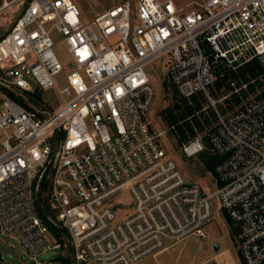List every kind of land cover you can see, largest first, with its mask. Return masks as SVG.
I'll list each match as a JSON object with an SVG mask.
<instances>
[{
	"label": "built area",
	"instance_id": "2783aa9c",
	"mask_svg": "<svg viewBox=\"0 0 264 264\" xmlns=\"http://www.w3.org/2000/svg\"><path fill=\"white\" fill-rule=\"evenodd\" d=\"M15 1L0 39V234L31 260L60 248L68 264H137L205 238L221 214L238 227L242 263L264 264V94L222 112L208 93L253 59L264 75V0H114L90 18L74 0ZM161 56L182 97L200 92L214 107L207 185L185 178L151 125L147 69ZM198 136L186 157L205 149Z\"/></svg>",
	"mask_w": 264,
	"mask_h": 264
},
{
	"label": "rangeland",
	"instance_id": "374dc122",
	"mask_svg": "<svg viewBox=\"0 0 264 264\" xmlns=\"http://www.w3.org/2000/svg\"><path fill=\"white\" fill-rule=\"evenodd\" d=\"M79 6L86 18L97 14L104 8L114 3V0H74ZM191 0H177L179 5L185 6ZM19 3L15 0H0V34L5 33L12 25L15 17L20 12ZM56 55L60 61H66L69 55L62 50L60 45L55 47ZM167 56H161L156 59L151 66L148 67L147 73L151 78V82L155 89V98L151 109V125L157 130H166L163 137L164 147L168 153L176 161L180 171L189 181H195L202 185H207L208 180L212 178V172L206 170L200 163L198 155L186 157L182 152V148L177 144L175 137L172 135L169 126L164 122L159 111L172 102L171 92L164 90L162 83L167 76ZM59 86L65 84L64 72L56 77ZM261 91L258 90L254 94H250L243 99L242 103H246L249 99L257 95ZM215 87H211L208 91L209 95L218 100L216 108L221 111L220 107H224L225 99L223 95L230 97L231 91L213 96ZM48 108H56L60 105L61 100L57 92L53 88L44 89L40 96ZM206 98V96H205ZM241 103V104H242ZM27 106H36L41 103H26ZM205 105L207 109L214 110L209 106L206 99ZM238 106L226 109L224 112H230ZM199 134L201 138L206 132ZM2 136H0L1 142ZM2 151L0 145V152ZM214 184V183H213ZM124 200H129L127 192L123 194ZM205 231L207 237L200 238L197 235H188L182 240L174 243L166 252H162L166 257L171 258L172 264H243L238 253V235H234L229 224L223 215H218L215 220L206 225ZM214 243L218 244V248L214 247ZM167 249V248H166ZM67 253L60 248H50L39 253L35 260H31L29 256L22 250L17 238L13 235L0 234V264H61V260ZM143 262L140 261L139 263ZM145 262V261H144ZM138 263V264H139Z\"/></svg>",
	"mask_w": 264,
	"mask_h": 264
},
{
	"label": "trees",
	"instance_id": "16d2710c",
	"mask_svg": "<svg viewBox=\"0 0 264 264\" xmlns=\"http://www.w3.org/2000/svg\"><path fill=\"white\" fill-rule=\"evenodd\" d=\"M5 33L0 34V39ZM242 84H245L243 87ZM162 86L164 90L171 92L172 102L163 107L159 114L164 122L171 129L172 135L175 137L177 144L182 147L184 143L189 142L196 138L197 135L204 132L206 128L208 131L212 128L216 115L214 110H208L206 98L202 93L193 94L189 99L182 97L177 88L168 80L167 76L164 78ZM215 92H212L213 96H217V91L220 94L223 92L231 91L230 97L225 98L224 107H220L224 112L227 108L231 109L234 106L243 105V99L247 98L250 94L261 91L255 95L264 94V75L258 65V62L253 59L248 62L238 64L228 73L219 77L215 83ZM237 88V91L235 89ZM40 95H36L38 98ZM18 101L27 106L26 102L17 98ZM242 103V104H241ZM208 131L201 137L205 149L200 151L197 155L200 163L204 168L210 172H214V166L219 161V158L211 153L208 149ZM44 207L47 209V200L43 198L41 200ZM234 235H238V227L230 220L227 219ZM54 234L58 237L59 234L55 229H52ZM61 264H68L67 258L61 260Z\"/></svg>",
	"mask_w": 264,
	"mask_h": 264
},
{
	"label": "crops",
	"instance_id": "0c3cea01",
	"mask_svg": "<svg viewBox=\"0 0 264 264\" xmlns=\"http://www.w3.org/2000/svg\"><path fill=\"white\" fill-rule=\"evenodd\" d=\"M206 237H207V234L205 231V238ZM205 238H202V239H205ZM171 246L168 247L167 249L160 251L154 257H148V258L144 259L143 262H141L139 264H172L171 258L165 256V254H167V253L162 254V252H166V250L168 251L171 248Z\"/></svg>",
	"mask_w": 264,
	"mask_h": 264
},
{
	"label": "water",
	"instance_id": "95a60500",
	"mask_svg": "<svg viewBox=\"0 0 264 264\" xmlns=\"http://www.w3.org/2000/svg\"><path fill=\"white\" fill-rule=\"evenodd\" d=\"M234 65H236V63H234ZM214 247L215 248H218V244L217 243H214Z\"/></svg>",
	"mask_w": 264,
	"mask_h": 264
}]
</instances>
